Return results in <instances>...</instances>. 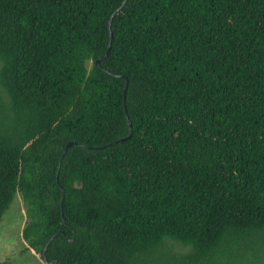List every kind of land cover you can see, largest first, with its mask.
I'll use <instances>...</instances> for the list:
<instances>
[{
    "label": "trees",
    "instance_id": "trees-1",
    "mask_svg": "<svg viewBox=\"0 0 264 264\" xmlns=\"http://www.w3.org/2000/svg\"><path fill=\"white\" fill-rule=\"evenodd\" d=\"M122 2L0 0V218L61 264H264V0Z\"/></svg>",
    "mask_w": 264,
    "mask_h": 264
},
{
    "label": "rangeland",
    "instance_id": "rangeland-1",
    "mask_svg": "<svg viewBox=\"0 0 264 264\" xmlns=\"http://www.w3.org/2000/svg\"><path fill=\"white\" fill-rule=\"evenodd\" d=\"M91 62H87V67ZM8 98L0 86V112L8 110ZM27 222L26 205L20 193H16L0 218V263L6 264H45L39 254L28 248L21 237ZM190 247L171 239H165L161 252H153L149 256H141V264H178L173 257L187 253ZM163 250V251H162Z\"/></svg>",
    "mask_w": 264,
    "mask_h": 264
},
{
    "label": "water",
    "instance_id": "water-1",
    "mask_svg": "<svg viewBox=\"0 0 264 264\" xmlns=\"http://www.w3.org/2000/svg\"><path fill=\"white\" fill-rule=\"evenodd\" d=\"M125 1H126V0H123L122 4L116 9V11L120 9V7L125 3ZM116 11H115V12H116ZM110 22H111V18L109 19V23H110ZM111 37H112V33H110V38H111ZM110 46H111V39H110V42L108 43V46H107V49H106L105 53H107V52L109 51ZM105 53H104L103 55H101L98 59L95 60V63H96L97 65H99V62H100V60L104 57ZM127 85H128V80L126 79V83H125V87H124V95H123V102H124V104H125V94H126ZM125 111H126V108H125ZM128 123H129V127H130V133H129V135L126 136V137H124V138H120V139H118V140H113V141H111V142L108 143L109 145H110V144H113V143H115V142H117V141H119V140H124V139H126V138H128V137L130 136V134H131V124H130V121H129ZM72 144H76V142H74V141H68V142L66 143L65 148H64V150H63V152H62L61 158H62V156L64 155V153L66 152V150H67ZM102 147H103V146H97V147H93V148H102ZM61 158H60V160H61ZM59 167H60V162H59V166H58L57 176H58V172H59ZM63 195H64V192H63V189H62V196H63ZM62 215H63V211H62ZM63 217H64V216H63ZM51 240H52V237H50V238L46 241V243H45V245H44V247H43V249H42V257H43V259H44L43 261L45 262V264H54V263H59V264H61L60 261H57V260L48 261L47 258H46V249H47V246L49 245V243H50Z\"/></svg>",
    "mask_w": 264,
    "mask_h": 264
}]
</instances>
